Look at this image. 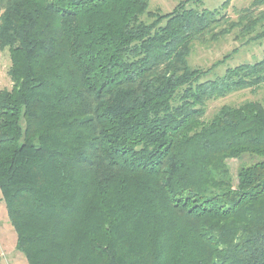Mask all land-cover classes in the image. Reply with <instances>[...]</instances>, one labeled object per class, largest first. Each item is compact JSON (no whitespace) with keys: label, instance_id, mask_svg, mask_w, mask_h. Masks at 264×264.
<instances>
[{"label":"trees","instance_id":"trees-1","mask_svg":"<svg viewBox=\"0 0 264 264\" xmlns=\"http://www.w3.org/2000/svg\"><path fill=\"white\" fill-rule=\"evenodd\" d=\"M192 3L0 0V192L27 264H264V106L205 120L264 85V58L208 81L189 64L262 23L264 0L229 28Z\"/></svg>","mask_w":264,"mask_h":264},{"label":"rangeland","instance_id":"rangeland-1","mask_svg":"<svg viewBox=\"0 0 264 264\" xmlns=\"http://www.w3.org/2000/svg\"><path fill=\"white\" fill-rule=\"evenodd\" d=\"M185 0H150L149 11L160 12L166 14L172 12L177 5ZM203 4L195 5L190 4L194 8H203L208 10L220 11L221 15L228 18L227 24H222V27L229 28L239 19V14H242L244 9H248L253 4V0H202ZM229 1V4H224ZM225 6V7H224ZM255 15L258 10H254ZM218 29L217 31H219ZM264 21L258 24L252 31L242 34L239 28L232 30V33L219 36L212 39L209 36L206 42H197L194 44L192 54L189 57V64L192 68L202 69L207 71V75L203 81L215 80L222 77L228 68H233L242 64H254L264 58ZM10 54L8 49L0 51V90L11 89L12 84L8 76V71L11 66ZM245 102H259L264 106V85L256 89H247L236 91L229 96L217 99L207 104V112L205 120H209L215 113L225 105L239 106ZM259 160L256 156H245L241 160H229L228 165L231 172L236 178L238 169L250 165ZM5 202L2 200L0 192V257L3 260L2 264H10L11 255L16 253L14 250V242H10L7 247H3L2 237L7 235L10 231L16 233L11 226ZM8 236H6L7 238ZM23 259L25 258L20 252L17 251ZM0 259V260H1ZM25 263L27 264L26 259ZM23 264V262H22Z\"/></svg>","mask_w":264,"mask_h":264},{"label":"crops","instance_id":"crops-1","mask_svg":"<svg viewBox=\"0 0 264 264\" xmlns=\"http://www.w3.org/2000/svg\"><path fill=\"white\" fill-rule=\"evenodd\" d=\"M6 236H8V237L6 238ZM7 239L8 240L10 239V242H14L13 246H14V250H15L17 235H16V239H15L14 233L12 231H10L7 235L3 236L2 241H1V242H3V247H7V245L10 243ZM10 245H11V243H10ZM9 259H10L9 260L10 264H22V262H23V264H26L23 257L19 253H17V250H16V253H13L11 255V258H9ZM2 263H3V260L1 259L0 264H2Z\"/></svg>","mask_w":264,"mask_h":264}]
</instances>
